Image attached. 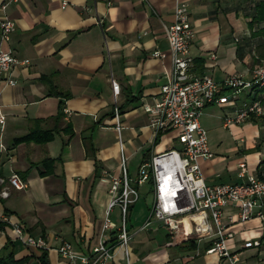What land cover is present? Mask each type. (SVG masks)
<instances>
[{"label":"crops","instance_id":"0c3cea01","mask_svg":"<svg viewBox=\"0 0 264 264\" xmlns=\"http://www.w3.org/2000/svg\"><path fill=\"white\" fill-rule=\"evenodd\" d=\"M184 1L193 28L189 41L192 68L215 79L230 72L249 77L250 65L241 43L236 41L239 32L232 21L237 0ZM245 1L248 8L252 0ZM173 3L8 0L0 7V17L6 15L13 20L10 34L7 39L0 38V46L10 47L18 58H28L11 67L14 82L0 77V188L7 190L5 195L0 194V248L9 240L13 256L25 257L21 264H42V248L19 241L12 229L13 220L31 233L42 234L52 246L65 239L74 251L90 256L109 197V178L102 168L118 173L121 144L134 176L138 163L153 150L155 140L141 104L152 101L169 70L162 22L172 20ZM94 16L101 21L96 22ZM153 49L162 50L164 55L152 54ZM208 50L215 52L214 59L206 57ZM109 71L118 82L119 129L113 125ZM243 93L247 98V92ZM220 105L230 108L228 102ZM32 125L52 127L51 137L40 142L13 140ZM229 125L234 134L241 132L236 123ZM173 136L174 132L167 145L174 141ZM238 137L232 145L222 147L237 153L233 157L225 158L219 147L216 156L198 158L206 182L242 178L236 174V162L245 160L249 155L246 148L258 147L259 142L244 144V138ZM46 155L57 158L50 171L40 173L39 161ZM258 158L254 170L264 171V156ZM10 172H15L25 185L10 184ZM3 214L8 219L2 218ZM263 219L250 216L235 221L231 224L233 235L225 240L230 251L250 264H264ZM152 223L158 228L162 224ZM147 224L134 227L128 221L133 239L131 264H230L225 256L204 250L209 242L204 237L193 247H185L179 241L186 237L168 229L153 247L151 239L156 229L151 230ZM46 256L44 264H66L54 249L47 248ZM77 264L87 263L77 260ZM112 264H124L120 250L115 251Z\"/></svg>","mask_w":264,"mask_h":264},{"label":"built area","instance_id":"2783aa9c","mask_svg":"<svg viewBox=\"0 0 264 264\" xmlns=\"http://www.w3.org/2000/svg\"><path fill=\"white\" fill-rule=\"evenodd\" d=\"M8 0L0 2L4 7ZM64 2L61 3L63 5ZM173 18L162 22V29L167 41L170 66L164 80L158 85V91L150 103L143 102L142 109L147 112L152 139L158 132L172 129L173 140L167 146L152 150L147 158L137 165L135 175L127 173L126 155L120 144L118 173H109L102 168L109 178V197L104 208L97 240L91 245L89 256L76 252L68 240H61L57 245L48 244L42 234L25 230L17 221H12L15 237L25 245L38 248L54 249L66 259V264H77V260L87 264H112L116 250L121 251L124 264H131L128 257L127 241L130 232L126 226L128 204L138 195V184L144 180L150 182L152 198L148 214L140 227L156 220L164 224L171 232L183 237L192 236L195 242L204 237L209 243L205 251H215L225 256L230 264H250L239 258L236 252L228 249L225 240L233 235L231 224L250 216H264V171H247L246 161L237 160L236 174L242 178L236 181H218L208 183L204 180L198 158L213 155L206 129L199 121L202 108L211 103L230 105L220 116L222 123H239L250 115L264 112L262 95L254 93L252 84L260 86L264 82V65L255 64L250 76L243 78L236 72L225 74L221 79L213 78L209 73L195 71L193 56L189 51V41L193 28L188 17V8L184 0H174ZM96 22L101 18L94 16ZM13 28V20L3 15L0 17V38L7 39ZM236 39V36L234 37ZM152 54L162 56L164 52L153 49ZM215 52L208 50L206 57L215 58ZM27 57L18 58L10 47L0 46V77L7 82H14L10 75L11 67L17 62L27 61ZM112 97V116L114 127L119 129L116 93L118 82L108 72ZM229 88V92L225 91ZM245 89L247 98L237 101V93ZM2 116L0 115V120ZM238 140H242L239 136ZM260 172V173H259ZM8 182L15 187H22L25 181L15 172L7 176ZM7 190L0 188V194ZM119 206L118 221L111 220L107 214L111 206ZM2 218L8 219L6 214ZM116 228L117 240L112 245L103 237L105 230ZM108 236V234H107Z\"/></svg>","mask_w":264,"mask_h":264},{"label":"rangeland","instance_id":"374dc122","mask_svg":"<svg viewBox=\"0 0 264 264\" xmlns=\"http://www.w3.org/2000/svg\"><path fill=\"white\" fill-rule=\"evenodd\" d=\"M237 12L236 15L233 16V25L235 29H237L236 33L237 39L241 43L244 52V58L249 62V74L251 72V68L257 63L260 65H264V38L256 33L251 34V29L247 25L248 15L246 14L248 11L247 2L245 0H237ZM245 10H247L245 12ZM242 64V63H241ZM248 78V77H247ZM229 88H225L226 92H229ZM245 89H241L238 93V99H244L247 95L244 92ZM227 108L224 105H220L217 103L207 104L202 108L200 113V123L206 129L208 143L210 148L217 146L216 149L211 148L214 152L213 156H216L215 151L220 150L224 153L225 158L229 159L233 157L234 152H229L223 150L222 147L226 145H232L236 142V138L239 135H242L244 138V144H248L250 141L253 143L259 142L257 146L247 147L249 155L244 157L246 160V169L247 171L253 172L254 166L259 160V155L264 156V122L260 120L259 117L256 119L246 118L245 120L236 123V126L240 127L241 132H232V125H222L221 123V114ZM174 131L169 129L164 131L161 135H159L153 146V150H158L159 147L167 146V141L171 138L172 133ZM175 142V140H174ZM150 145V144H149ZM214 149V150H213ZM127 173L132 176V166H127ZM150 182L148 180H144L138 185V195L131 202L130 207L127 209L126 214V226H128V221H131L132 225L135 227L138 224H141L146 219L148 214L150 201L152 198V192L150 189ZM108 193V192H107ZM106 193V194H107ZM107 216L111 220L118 221L119 217V206L117 203H114ZM257 216V215H253ZM260 218H264V216H257ZM156 220H152L148 222V226H151V230H155L154 235L152 236L151 242L153 243V247L157 246L159 240L163 239V232L167 230V227L164 224H158L160 227H157V224L152 223ZM264 222V219H263ZM146 226V227H148ZM128 228V227H127ZM132 238L127 241L128 248V257L130 258L131 244ZM130 260V259H129ZM248 261V260H247ZM249 262V261H248Z\"/></svg>","mask_w":264,"mask_h":264},{"label":"trees","instance_id":"16d2710c","mask_svg":"<svg viewBox=\"0 0 264 264\" xmlns=\"http://www.w3.org/2000/svg\"><path fill=\"white\" fill-rule=\"evenodd\" d=\"M248 15L247 25L251 29V34H258L264 38V0H252L249 4L248 11L246 13ZM238 47V46H237ZM195 60V57H194ZM252 88L254 89V93L257 95H262V99H264V82L260 86H256L255 83L252 84ZM61 104V103H60ZM59 114V111H58ZM57 115V113H56ZM55 115V116H56ZM263 120L264 122V112L258 115H250L249 119L258 118ZM34 120H40V118H35ZM160 132L155 134L154 140L158 137ZM52 135V127H42L40 125H32L28 130L21 134L17 135L13 138L14 141L19 140H33V141H45L49 139ZM57 157L44 156L39 161L41 163L42 168L39 169L40 173H45L50 171L52 168V162ZM143 159V158H142ZM141 159V160H142ZM259 171V170H257ZM260 173V172H259ZM131 203L128 204V208ZM117 240L116 237V228L112 227L108 231V236L105 241L112 245ZM179 242H182V245L185 247H193L195 245V240L192 236H187L186 238L180 239ZM209 242H206L208 244ZM10 241L6 240L4 244H2L0 248V264H21L25 257H14L13 249L10 246ZM39 261L44 264L47 262L46 249L42 248L39 253Z\"/></svg>","mask_w":264,"mask_h":264}]
</instances>
